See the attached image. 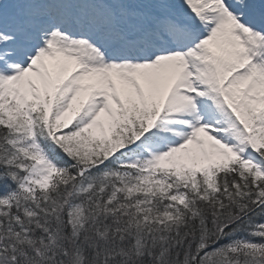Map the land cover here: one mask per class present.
Instances as JSON below:
<instances>
[{"label": "snow or ice", "instance_id": "snow-or-ice-1", "mask_svg": "<svg viewBox=\"0 0 264 264\" xmlns=\"http://www.w3.org/2000/svg\"><path fill=\"white\" fill-rule=\"evenodd\" d=\"M0 264H264V0H0Z\"/></svg>", "mask_w": 264, "mask_h": 264}]
</instances>
